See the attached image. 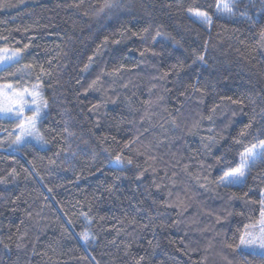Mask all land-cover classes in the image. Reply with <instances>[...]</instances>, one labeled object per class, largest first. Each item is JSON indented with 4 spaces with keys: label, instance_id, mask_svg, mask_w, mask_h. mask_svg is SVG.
Returning <instances> with one entry per match:
<instances>
[{
    "label": "trees",
    "instance_id": "trees-1",
    "mask_svg": "<svg viewBox=\"0 0 264 264\" xmlns=\"http://www.w3.org/2000/svg\"><path fill=\"white\" fill-rule=\"evenodd\" d=\"M229 2L0 0L8 79L47 102L40 143L0 117V264H264L230 247L264 163L218 183L264 140V0Z\"/></svg>",
    "mask_w": 264,
    "mask_h": 264
},
{
    "label": "snow or ice",
    "instance_id": "snow-or-ice-1",
    "mask_svg": "<svg viewBox=\"0 0 264 264\" xmlns=\"http://www.w3.org/2000/svg\"><path fill=\"white\" fill-rule=\"evenodd\" d=\"M76 6L78 7V5ZM105 7L111 8L113 5L106 4ZM216 8L218 10L223 9L229 13L232 11V5L229 0H217ZM188 11L190 15L197 18L201 23H211L208 12L200 11L199 9H188ZM157 35L159 36L160 33L157 32ZM261 37L264 38V33H261ZM21 52L22 49L19 48H0V72L6 73V76L0 77V115L16 121V127L13 129V132L16 133V138L13 141L15 144H20L26 137L33 136L36 123L40 119V113L44 108H47V102L41 98L39 77H37L38 82L32 84L31 88L19 83H13L8 79L9 77H16L17 73L21 71L19 68L15 71H8L19 62ZM197 59L203 61L204 57L199 56ZM89 60L91 61V57ZM26 67L31 66L27 65ZM95 83L93 81V84ZM233 102L235 103L236 101ZM26 112H31V115H26ZM262 112H264V109H262ZM251 126L249 124L247 127L250 128ZM240 135L242 137L246 135V130L242 131ZM36 138L42 139V137ZM236 143H241V141L237 140ZM115 162H121L119 156L116 157ZM257 162L264 163V140H260L258 145L253 144L251 148H246L244 152L240 153L238 163L234 167H229L227 171H224L218 182L219 185L227 187L242 184L249 170ZM128 163H131V161H128ZM260 196L259 218L254 223L244 225L243 230L238 236V243L234 246L230 245V247H234V249L247 248L254 251L258 250L257 254L264 256V190L261 191ZM82 238L85 243L88 242L89 237L87 233Z\"/></svg>",
    "mask_w": 264,
    "mask_h": 264
},
{
    "label": "rangeland",
    "instance_id": "rangeland-1",
    "mask_svg": "<svg viewBox=\"0 0 264 264\" xmlns=\"http://www.w3.org/2000/svg\"><path fill=\"white\" fill-rule=\"evenodd\" d=\"M29 103H30V99H29ZM42 112V111H41ZM41 114V113H40ZM26 115H31V112H26ZM0 117L1 118H4V119H8V120H12V121H15V120H13V119H9L8 117H6V116H3V115H0ZM16 122V121H15ZM37 122H39V120L37 121ZM14 134H16L15 132H13ZM36 137H40L39 136V134H38V125H37V123H36V127H35V130H34V134H33V136H30V137H26L25 139H24V141L22 142V143H20V144H23V143H25L26 141H28V140H34V141H36V142H38V143H40L41 142V139H37ZM236 185H238V184H236ZM242 250H244V251H248V252H252V253H255V254H257V252H258V250H252V249H247V248H241ZM259 255V254H258Z\"/></svg>",
    "mask_w": 264,
    "mask_h": 264
}]
</instances>
